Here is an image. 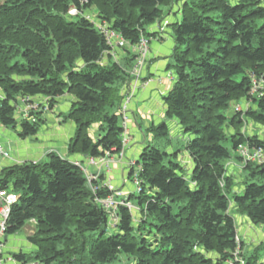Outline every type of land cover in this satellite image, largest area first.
<instances>
[{
    "label": "trees",
    "instance_id": "trees-1",
    "mask_svg": "<svg viewBox=\"0 0 264 264\" xmlns=\"http://www.w3.org/2000/svg\"><path fill=\"white\" fill-rule=\"evenodd\" d=\"M92 18L132 46L141 36L149 44L165 35L172 40L164 116L185 135L191 168L177 160L179 149L147 141L136 160L141 190L127 196L138 216L119 205L115 231L107 234L109 215L96 198L112 192L93 191L80 165L51 151L41 161L1 167L0 189L18 195L6 237L33 220L27 236L33 249L13 258L20 264H226L242 249L231 207L264 226V162L237 153L246 145L264 154V135L242 130L250 125L264 133V0H0L1 125L20 138L34 136L42 114L67 97L68 110L57 116L75 124L68 153L98 158L120 149L121 90L135 53L125 47L118 60L105 57L109 46ZM28 103L40 106L34 119L19 109L18 119L17 108ZM148 131L162 137L169 130L163 120ZM233 156L242 163L240 183L226 165ZM261 248L264 241L243 256L245 264H264Z\"/></svg>",
    "mask_w": 264,
    "mask_h": 264
},
{
    "label": "crops",
    "instance_id": "crops-1",
    "mask_svg": "<svg viewBox=\"0 0 264 264\" xmlns=\"http://www.w3.org/2000/svg\"><path fill=\"white\" fill-rule=\"evenodd\" d=\"M167 20L170 21L172 18L168 17ZM172 48L173 42L167 35L159 40L156 38L151 39L147 65L142 74L143 80L151 78V81L146 84H143V81L133 83V96L128 106V126L131 133V140L126 148L125 157L121 161L116 160L115 162H110L107 166L104 165L99 168L100 184L109 183L115 190L121 192L120 195H117V199H124L128 194L132 193V187L129 184L131 180L129 177L131 170L130 162L135 163L132 166V169H134L136 160L144 144L149 141L142 137V128L148 126L149 123L153 122L156 124L165 119V106L162 103V97L170 89L173 82V76L170 75L172 74V70L165 69L166 65L169 63L167 60L170 57ZM158 78H160V80H158ZM68 108L69 99L67 97L60 98L52 110H48L46 113L42 114V117L45 118V122L39 128L37 134L32 136L31 142L26 140L27 137H19L23 141L14 140L16 141V147L14 152H12L13 159H5L1 162L0 168L14 163H22L24 161H41L44 160L47 153L54 151L71 162L79 163L81 167H84L90 173L97 172V166L89 164L87 156L81 153H68L67 145L74 135L75 124L70 120L63 122L61 117L57 116L59 112H66ZM175 126L179 128L177 121ZM0 142L4 145L1 138ZM179 159L180 154L177 156V160L182 165L187 166V168H191L190 158L185 151L183 158H181V160ZM247 221L249 224L251 223L248 218ZM31 222L32 221L26 223L24 228L26 227L27 230L25 228V231H28V228L33 229V224ZM239 225L241 226V224ZM246 225L248 226V224ZM251 225L253 224L251 223ZM241 228L243 227L241 226ZM241 232L243 231L241 230ZM16 234L7 236L5 239L4 256L6 258H13V253L19 251L29 252L33 249V245L27 240L29 232L26 234L23 233V235ZM239 241L241 240L239 239ZM263 241L264 237L260 239V243ZM242 249H244L243 242ZM249 251H252V249ZM260 261H264L262 257L259 259V262ZM7 264L13 263L7 262ZM14 264L20 263L15 261Z\"/></svg>",
    "mask_w": 264,
    "mask_h": 264
},
{
    "label": "built area",
    "instance_id": "built-area-1",
    "mask_svg": "<svg viewBox=\"0 0 264 264\" xmlns=\"http://www.w3.org/2000/svg\"><path fill=\"white\" fill-rule=\"evenodd\" d=\"M76 13L77 10L74 7L68 10L69 15L74 16ZM87 17H89V15ZM93 23L105 36L106 43L109 46L107 53L104 55L105 57L109 55L113 60L116 61L118 60L120 55H122L121 52L125 47H130V49H132V51L135 53V58L132 67L129 70L130 79L126 81L122 87V99L119 106L120 122L122 127V132L120 135L121 147L119 150H117L116 153L106 152L103 156H100L98 158L88 157L89 163L94 166L95 165L97 166V172L90 173L87 170H85L83 167H81L88 182L91 184V189L93 191L96 192L100 187H106L108 190L112 192L110 195H108V197L96 198V200L107 211L110 221V217L116 215L115 213L119 205H125L130 209L131 212H132V208H134L135 206L129 204L130 202L127 200V197H124V199H117V195H120L121 192L115 190V188L111 184L109 183H104L102 185L100 184L99 168L104 165L107 166L110 162H115L116 160L121 161L125 157L126 148L131 140V133L129 131V126H128V106L133 96V87H134L133 83L143 81V84H146L147 82L151 81V78H147L145 80L142 79L143 71L145 70L147 65L149 40L146 39L144 36H141L139 41L132 46L129 45V43L118 32L107 28L104 24H101L99 22L97 23L94 21ZM162 30L163 27H160L159 31ZM158 80H160V78H158ZM18 109L20 110L24 118L34 119L32 112L39 110L40 106H37L36 103H28L26 106H19ZM235 109L238 110L239 107L236 106ZM237 153L244 160H255L257 162L264 161L262 160V157L264 155L260 149L251 151L246 145H240L237 150ZM0 156H2L4 159H11V160L13 159L1 142H0ZM76 164L80 165L79 163ZM133 165L134 163L130 162V166L132 167ZM139 171H140L139 167H136L131 171L132 172L131 181L134 185L136 192H139L141 190V179L139 177ZM17 198L18 195L15 192L9 191L7 189H0V264H7V262H11L14 264L15 262L14 258L12 257L6 258L4 256V246L6 239V228L8 225L7 222L11 212V206L15 203ZM114 218H115L114 219L115 222L117 220V216H115ZM235 239L237 242H239L238 236H236ZM240 250H241L240 246L238 245L233 252V259L227 261L226 264H245V261L240 257ZM27 264H35V263L29 262Z\"/></svg>",
    "mask_w": 264,
    "mask_h": 264
},
{
    "label": "rangeland",
    "instance_id": "rangeland-1",
    "mask_svg": "<svg viewBox=\"0 0 264 264\" xmlns=\"http://www.w3.org/2000/svg\"><path fill=\"white\" fill-rule=\"evenodd\" d=\"M92 13H89V14L92 15V17L95 16V10H92ZM92 20H94L95 22L98 23V21L95 20L94 18H92ZM167 62H171L170 57L168 58ZM40 98L41 97H36L35 100H39ZM162 103H163V101H162ZM232 108L234 109V106H232ZM15 116L18 119L22 117L21 113L18 111V108H17V110L15 112ZM164 121L166 122V124L168 126V130H169L168 134L166 136L154 137L152 132L148 131L150 125L154 124L152 122V123H149V125L146 126L145 128L144 127L142 128V131H141L142 137H144L145 139H148L149 141H151L154 145H156L161 150H163V148H164L166 151L172 152V151H175V150L179 149L180 150V152H179L180 159L179 160H181V158H183V155H184V150L183 149H184V145H185L184 140L186 139V138H184L185 135H183L181 133V131H179L178 126H175V124H176L175 119H172V120L171 119H164ZM92 130L95 131L94 129H92ZM242 130L245 131L246 133L255 132V133H259L261 135H264V133H261L260 128L257 127V126L245 125V126H243ZM0 138L4 142L5 149L9 152L10 156H12V152H14L15 147H16V145H15L16 141H14V140H16V139L17 140H21L18 137L16 131L12 127H6V126H3V125L0 124ZM32 138H33L32 136H29V137L26 138V140H28V142H31ZM21 141H23V140H21ZM4 160L5 159L2 156H0V164ZM262 160H264V156L262 157ZM262 162H264V161H262ZM226 165H227L229 173L233 172L237 176L236 177L237 181H239V183H240L241 178H240L239 173H240V170L242 168V163L239 162V160L233 156L228 162H226ZM129 184L132 187V193H136L134 185H133L131 180L129 181ZM239 190H240V188H239ZM129 202H130L129 203L130 205H132V206L134 205L135 206L134 208H132V212L131 213L133 214V212H134V215L138 216V209L136 208V205L133 202H131V201H129ZM231 214L235 217L236 227L238 228L237 236L243 242L244 249L240 250V257L244 260L243 256L247 255L249 253L250 249H253L254 247H257L259 245V243H260V239L262 237H264V226H262V225H254V224L251 225V223L249 224L248 221H247L246 216H244L243 214L239 213L237 210H235L232 207H231ZM115 216L116 215H114L113 217L111 216L110 217V221H108L107 234H110V233L115 231L114 230V225H115V222H116V221L114 222V219H115L114 217ZM239 224H241V226L243 228H241V226ZM246 224H248V226ZM25 228L23 227L21 230H19V232H17L16 235H23V233L26 234L28 232H29V234H31L33 229L32 228H28L29 230L25 231ZM26 230H27V228H26ZM241 230L243 232H241ZM247 239H249V240H247ZM258 254H259V256H262V259L264 260V248L259 249L258 250Z\"/></svg>",
    "mask_w": 264,
    "mask_h": 264
},
{
    "label": "bare ground",
    "instance_id": "bare-ground-1",
    "mask_svg": "<svg viewBox=\"0 0 264 264\" xmlns=\"http://www.w3.org/2000/svg\"><path fill=\"white\" fill-rule=\"evenodd\" d=\"M37 96V95H36Z\"/></svg>",
    "mask_w": 264,
    "mask_h": 264
}]
</instances>
